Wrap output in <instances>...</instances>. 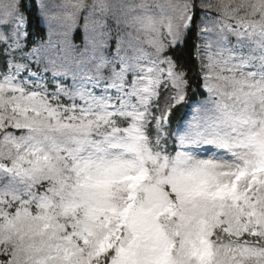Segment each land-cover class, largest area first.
<instances>
[{"label":"snow or ice","instance_id":"1","mask_svg":"<svg viewBox=\"0 0 264 264\" xmlns=\"http://www.w3.org/2000/svg\"><path fill=\"white\" fill-rule=\"evenodd\" d=\"M0 264H264V0H0Z\"/></svg>","mask_w":264,"mask_h":264}]
</instances>
